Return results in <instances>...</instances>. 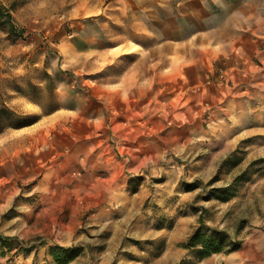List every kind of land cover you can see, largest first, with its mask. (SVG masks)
Returning a JSON list of instances; mask_svg holds the SVG:
<instances>
[{
  "label": "rangeland",
  "instance_id": "rangeland-1",
  "mask_svg": "<svg viewBox=\"0 0 264 264\" xmlns=\"http://www.w3.org/2000/svg\"><path fill=\"white\" fill-rule=\"evenodd\" d=\"M10 9L14 33L0 14V264H55L56 246L83 249L69 264H264V0ZM232 66L245 83L213 99ZM203 209L237 250L198 260L138 237L142 214L158 227L196 216L192 234Z\"/></svg>",
  "mask_w": 264,
  "mask_h": 264
},
{
  "label": "trees",
  "instance_id": "trees-1",
  "mask_svg": "<svg viewBox=\"0 0 264 264\" xmlns=\"http://www.w3.org/2000/svg\"><path fill=\"white\" fill-rule=\"evenodd\" d=\"M0 14L5 17L7 23L10 24V30L14 33L16 26L12 22V14H5L0 9ZM22 32V31H21ZM23 33V32H22ZM193 185L185 187V191H192ZM222 193H228L229 187H222L217 189ZM234 194L231 193L226 195L222 200L228 201L233 198ZM204 209L200 215V226L194 230L189 236L188 240L182 243L180 246L184 249L194 250L198 260L208 258L214 254L221 253L224 251H234L240 247V243H234L229 240L228 235L225 231H220L214 228L208 227L204 222ZM83 249L77 246H56L49 249V255L53 257L55 264H69L76 259Z\"/></svg>",
  "mask_w": 264,
  "mask_h": 264
},
{
  "label": "crops",
  "instance_id": "crops-1",
  "mask_svg": "<svg viewBox=\"0 0 264 264\" xmlns=\"http://www.w3.org/2000/svg\"><path fill=\"white\" fill-rule=\"evenodd\" d=\"M16 0H0V9L5 14L11 13L14 14L13 11L10 9L12 4ZM182 39H186L185 37ZM178 46H182V42H178ZM243 42L238 44L234 50V53L236 56H239L240 58H243L245 55L242 48H243ZM180 53V52H179ZM228 74V83L226 84V88L219 87L217 88L218 92L216 91V94L213 95V99H234V96L231 95V92H234L233 90L237 89V87L243 85L245 83V76L246 74L243 73V71L239 68H236L232 66L229 70L226 71ZM230 74V75H229ZM230 84V85H229ZM262 85L261 83H259ZM229 85V86H228ZM231 91V92H229ZM141 213V210H140ZM151 217V216H150ZM156 216H152L154 219ZM146 217L142 214L140 218L137 220V226L136 231L140 233L138 236L139 238L145 239H151V240H160L166 242L168 244L170 241L178 243L179 247L182 248L180 245L183 242H186L191 235V229L192 226L196 223L197 217L192 215H183L179 216L175 220V222L171 226L162 225L161 227L141 223L142 220H144ZM160 221H164V218L159 219ZM162 243V242H161ZM184 249V248H183Z\"/></svg>",
  "mask_w": 264,
  "mask_h": 264
}]
</instances>
